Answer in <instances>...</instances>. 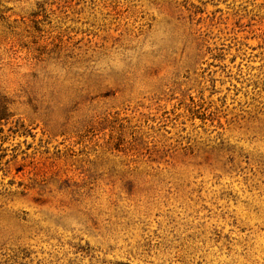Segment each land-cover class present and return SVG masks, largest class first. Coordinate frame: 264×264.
Wrapping results in <instances>:
<instances>
[{
	"label": "rangeland",
	"instance_id": "1",
	"mask_svg": "<svg viewBox=\"0 0 264 264\" xmlns=\"http://www.w3.org/2000/svg\"><path fill=\"white\" fill-rule=\"evenodd\" d=\"M0 264H264V0H0Z\"/></svg>",
	"mask_w": 264,
	"mask_h": 264
}]
</instances>
